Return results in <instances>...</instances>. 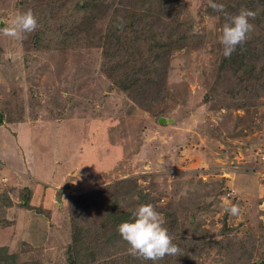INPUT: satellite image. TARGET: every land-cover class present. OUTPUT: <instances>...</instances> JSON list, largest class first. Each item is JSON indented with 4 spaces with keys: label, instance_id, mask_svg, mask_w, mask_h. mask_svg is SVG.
Listing matches in <instances>:
<instances>
[{
    "label": "rangeland",
    "instance_id": "1",
    "mask_svg": "<svg viewBox=\"0 0 264 264\" xmlns=\"http://www.w3.org/2000/svg\"><path fill=\"white\" fill-rule=\"evenodd\" d=\"M49 1L0 0V28L29 10L38 21L36 7ZM107 1L85 41L74 36V19L69 44L51 25L47 46L35 45L37 28L0 34V247L16 264H69V196L125 180L164 227L177 221L183 234L205 239L179 264H241L242 245L245 264H264V43L253 61L262 81L249 71L241 81L219 62L226 8L236 0H216L223 12L209 0L173 3L190 44L167 59L165 96L142 107L105 72L100 31L115 9ZM90 200L86 217L94 221L101 200ZM231 204L239 215L227 214ZM120 239L98 245L96 261H132Z\"/></svg>",
    "mask_w": 264,
    "mask_h": 264
},
{
    "label": "trees",
    "instance_id": "2",
    "mask_svg": "<svg viewBox=\"0 0 264 264\" xmlns=\"http://www.w3.org/2000/svg\"><path fill=\"white\" fill-rule=\"evenodd\" d=\"M130 1L114 0L115 9L111 14V20L106 29L100 31L105 59L104 68L121 91H125L140 106L148 108L152 101L156 102L165 96L166 89L163 85L165 78L164 81L161 78L165 71V64L173 52L190 44L189 29L180 18L181 10L174 12L173 3L181 0H132L131 6ZM107 2V0H79L68 4L66 0H51V2L39 4L36 7L38 26L34 36L35 45L47 46L48 42L52 41L49 39L52 38L54 30L50 32L46 25L56 27L55 37L63 36V43L69 44L73 37V33L70 32L73 25L69 19H74L72 20L74 26L81 24L75 27L74 36H78L79 41H85L82 34L86 33L90 24L95 23L93 19L97 17L98 10L102 8L100 5ZM105 5L102 8L104 11ZM256 5H261V7L258 8ZM239 6H242V9L256 12L255 17L250 18L254 30L242 45H237L229 57L221 54L219 62L223 70L231 69L230 75H239L241 81H244V76L249 71L248 76L260 83L263 79V72L254 67L253 61L256 58L254 54L263 49L264 19L260 18H264V0H236L235 3L231 2L226 10L231 15H235L239 13ZM233 8L238 11H233ZM73 10L75 13H72ZM118 17L122 20V27H117ZM226 20L227 18L224 19ZM45 26L47 29L44 31ZM47 32L50 35L49 39L44 38ZM92 36L96 35L92 34ZM43 38L49 41L44 42ZM230 75L229 78L233 80ZM2 118L0 113V125H3ZM133 193L134 191L129 189V181L122 180L91 194L69 196L72 222V242L67 248L69 264H113L107 261H96L100 249L97 246L106 239L121 238L117 230L118 225L122 221L129 220L132 211L141 205L140 202L134 201ZM90 198L101 200L93 205L96 207L94 221L86 217L87 209L89 210L93 203ZM28 201L27 198H23L20 204L27 206ZM6 205L12 206L13 200L8 198ZM2 222L0 219V226ZM178 224L175 221V225L165 226L172 237V242L178 246L179 251L175 255H165L156 261L132 255V261L127 259L124 262L120 259L118 262L120 264H179L184 258H189V251L197 248V242H204L205 239L200 238V235L183 234ZM120 240L126 243L122 238ZM211 243L212 240L208 241L210 246H212ZM242 247L243 250H240L237 261L245 264L243 255L247 250L244 245ZM16 258V255L9 253L7 247H0V264H16Z\"/></svg>",
    "mask_w": 264,
    "mask_h": 264
},
{
    "label": "clouds",
    "instance_id": "3",
    "mask_svg": "<svg viewBox=\"0 0 264 264\" xmlns=\"http://www.w3.org/2000/svg\"><path fill=\"white\" fill-rule=\"evenodd\" d=\"M209 6L218 12H223L224 4L216 0H209ZM227 16L223 25L220 43L222 54L229 57L237 45H242L249 34L254 30L250 18H254L256 12L242 9L238 14ZM117 27H122L121 18H117ZM38 26L37 18L31 10L18 13L10 24L0 28V34L8 37L19 38L22 34L33 32ZM228 215L236 216L240 213L237 204L226 205ZM164 217L155 209L152 204H141L131 213L129 220L122 221L118 225V232L121 238L129 245V253L143 257L145 260L156 261L165 255H175L179 249L172 242V237L167 229L163 227ZM11 251V249H10Z\"/></svg>",
    "mask_w": 264,
    "mask_h": 264
}]
</instances>
